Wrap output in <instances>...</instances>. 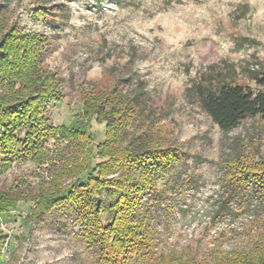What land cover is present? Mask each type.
Masks as SVG:
<instances>
[{"label": "rangeland", "instance_id": "rangeland-1", "mask_svg": "<svg viewBox=\"0 0 264 264\" xmlns=\"http://www.w3.org/2000/svg\"><path fill=\"white\" fill-rule=\"evenodd\" d=\"M11 29L40 37L34 47L42 68L63 95L61 102L44 105L51 126L80 123L84 94L115 87L128 99L143 100L131 131L178 149L179 162L159 176V188L167 192L152 210L160 251L190 245L208 255L246 246V231L259 227L252 213L238 210L221 220L216 213L227 162L264 156V119L245 118L225 132L192 88L221 73L264 90L252 79L264 76V0H0V39ZM5 88L0 82V94ZM95 131L96 143H105L103 126L95 124ZM57 136L45 145L49 164L13 158L0 175V194L21 198L51 179L48 165L60 166V154L69 159L68 149L78 147ZM85 139L86 146L93 144L79 137ZM250 200L259 201L254 195ZM61 205L38 221L30 217L34 203L21 200L18 210L0 216V264H105L88 240L80 208Z\"/></svg>", "mask_w": 264, "mask_h": 264}, {"label": "trees", "instance_id": "trees-1", "mask_svg": "<svg viewBox=\"0 0 264 264\" xmlns=\"http://www.w3.org/2000/svg\"><path fill=\"white\" fill-rule=\"evenodd\" d=\"M37 38L11 29L0 39V82L8 87L0 94V158H6L0 175L11 168L13 158L23 156L39 167L52 162L44 153L45 145L58 134L64 141L73 139L78 147L68 149L72 151L69 159L66 153L64 158L60 154V166L48 165L51 179L39 189L21 198L1 193L0 216L18 210L21 200L32 201L35 208L30 217L39 221L61 204L72 202L80 208L88 240L105 264H264V156L242 155L227 162L224 198L216 213L217 220L238 210L252 213V223L259 227L254 233L246 231V246L208 255H199L190 245L170 253L160 251L152 210L167 192L159 188V176L179 162L178 149L163 148L149 137L136 135L139 129L131 131L143 100L128 99L115 87L84 94L80 123L51 126L44 105L61 102L63 95L56 79L42 68L34 47ZM252 79L264 87V76ZM192 91L200 107L225 132L245 118L264 119V90L255 92L221 73L196 83ZM95 124L107 132L100 145L98 132H91ZM79 137L93 144L86 146V139L82 143ZM113 174L117 175L110 177ZM252 195L259 200L256 205H251ZM233 199L239 202L236 206Z\"/></svg>", "mask_w": 264, "mask_h": 264}]
</instances>
